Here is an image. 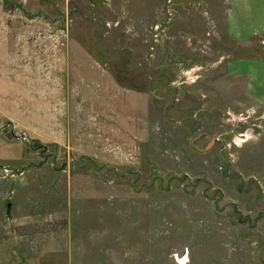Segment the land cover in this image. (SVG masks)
<instances>
[{
  "label": "rangeland",
  "instance_id": "obj_1",
  "mask_svg": "<svg viewBox=\"0 0 264 264\" xmlns=\"http://www.w3.org/2000/svg\"><path fill=\"white\" fill-rule=\"evenodd\" d=\"M231 2L0 0V264H264V34Z\"/></svg>",
  "mask_w": 264,
  "mask_h": 264
},
{
  "label": "crops",
  "instance_id": "obj_2",
  "mask_svg": "<svg viewBox=\"0 0 264 264\" xmlns=\"http://www.w3.org/2000/svg\"><path fill=\"white\" fill-rule=\"evenodd\" d=\"M231 1V31L234 33V36H241L238 38L244 39L252 35L264 34V0ZM253 65V68L258 70V74L254 77L255 81L264 83V60H260V62H256ZM263 88H258V90L262 92Z\"/></svg>",
  "mask_w": 264,
  "mask_h": 264
},
{
  "label": "bare ground",
  "instance_id": "obj_3",
  "mask_svg": "<svg viewBox=\"0 0 264 264\" xmlns=\"http://www.w3.org/2000/svg\"><path fill=\"white\" fill-rule=\"evenodd\" d=\"M247 135H248V134H243L242 136H244L245 138H238L237 140H235L236 143H237V144H240V142L247 141V140L250 138V136L248 137ZM251 136H252V135H251ZM239 141H240V142H239Z\"/></svg>",
  "mask_w": 264,
  "mask_h": 264
}]
</instances>
